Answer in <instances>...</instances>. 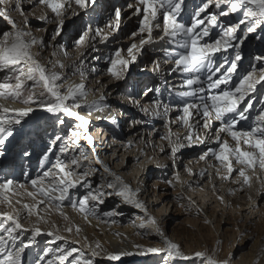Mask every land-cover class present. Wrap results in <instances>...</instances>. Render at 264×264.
Instances as JSON below:
<instances>
[{"label": "snow or ice", "instance_id": "obj_1", "mask_svg": "<svg viewBox=\"0 0 264 264\" xmlns=\"http://www.w3.org/2000/svg\"><path fill=\"white\" fill-rule=\"evenodd\" d=\"M25 2L33 4L34 7L42 6L51 12L54 19L49 18L47 14L40 15L38 18L43 23L56 24L53 39L61 34L65 21L70 15L79 14L75 10L76 8L86 10L96 4V0H0V6H3L0 7V18L10 26L9 31L0 33V72L6 73L3 81L0 82V145H3L5 140L13 135V126L21 124L22 120L34 111L33 105L38 104L44 111L56 115L60 124L64 123V120L60 118L61 114L79 121L78 128L83 131L72 132L73 143L78 146L79 137L83 136L88 145L93 146V139L88 134V121L74 109L85 105L89 116L93 112L102 113L104 107L101 102L105 98L101 96L100 101L87 104L89 93L84 84H69L67 88L64 87L66 78L55 70L57 67L63 69L62 63L48 68L33 55V47L42 49L46 46L45 41L37 40L31 32L25 31L12 18L13 13H18L23 18L25 27L28 25L27 12L22 6ZM183 3L184 0H133V3L128 4V8L134 9L132 15L140 18L138 33H132L134 40L137 35H139V39L138 42L131 43L126 49L130 59L122 56V50L115 51L114 58L109 61L111 66L107 69V73L115 79H121L123 70L127 69L130 63L136 61V53H139L145 45L154 42V29H160L159 40L174 44L176 48L182 50L173 53L167 48L164 49L165 56L175 65L174 70L186 74L184 85L189 90L182 91L179 95L181 97H197L198 93L205 92L206 81L208 90H219L217 94L207 98L199 96L202 101L200 104L185 102L184 115L180 119L184 125L191 129L193 125L189 122V118L192 116L190 109H196L204 117L202 124L204 128L210 127L211 119L220 121L221 124L215 137L218 151L209 149V153L220 162V168L224 169V174L221 175L220 168H217V174L222 180H232L243 186L251 187L252 176L248 174L249 171L253 175L257 168L264 172V109L255 116L252 125L247 130L239 129L237 124L239 121L249 119L246 113L252 107V104L248 103L241 108V102L245 100L248 93L257 90V85L264 87V83H262L264 82V64L253 65L235 84L232 83V75L236 73L238 62L242 60L239 46L244 43L248 33L264 27V0H214V6L220 11L218 14L208 17L207 24L211 28L219 27L221 29L218 38H210L211 28L204 26L205 20L201 18V14L213 5V0H206L202 4L193 14L190 25H186L180 20ZM222 5H227L228 10H224ZM241 12L243 18L239 23L232 26L220 24V16L227 17L230 13ZM120 23L121 9L116 8L114 21H110L105 27L115 32L119 30ZM241 24L246 26L243 38L237 35ZM97 36L101 37L103 41L109 39L108 34H105L101 29L93 30L89 27L75 43L77 46H83L86 39H95ZM205 38H210L211 42ZM230 48L235 49V55L227 67L214 62L216 53L227 52ZM224 59L227 61L228 57L225 56ZM254 59L257 62L264 61V56H256ZM154 70H159V62L155 64ZM208 101L211 102L210 105ZM12 104L22 106L10 107ZM155 107L158 110L161 107L160 103L156 102ZM167 111L168 108L165 105V115ZM229 114L232 115L229 116ZM237 117L239 120L236 119ZM113 123H115L114 120ZM220 133L226 135L222 137ZM56 139L59 140L60 137L57 136ZM162 139H168L169 144H173L171 131L167 137H162ZM185 139L189 143L194 140L204 143V139H201L199 135L193 137L191 131L186 134ZM179 146H172L173 157H175ZM60 151L64 153L65 149L61 148ZM209 153H205L200 159L204 160ZM91 156L94 158V163L103 169L105 174L101 178L102 182L99 187L95 189L87 177L97 172L98 169L89 168L82 174L84 177L82 180L75 170L76 167H81L79 158L75 156L70 162H65L57 156L50 169L43 171L34 179L26 177L30 179L31 191H28L23 184L14 187L16 182L11 179L0 182V207L8 209V211H0V264H21L25 250L32 247L36 236L41 235L39 223L49 222L45 216L41 215V206L48 212L54 210L67 221L69 218L64 213L62 205L65 201H70L73 211L81 214L85 221L94 218L99 222L97 205L103 204L104 198L112 194L120 197L125 204H130L145 213V221L135 227L142 230L151 228L161 239L162 247L141 248L138 255L153 254L165 259L166 262L192 260L193 256L186 255L180 245L168 239L159 229L157 221L147 215V206L138 199L139 189L133 190L120 176L113 173L109 166L100 160L94 146ZM80 157L84 160L89 159L83 149H80ZM43 160L48 161L49 156L45 155ZM236 165H239V168ZM212 166L215 167V165ZM234 172L235 176H233ZM203 174L201 173V175ZM176 179L179 180V177L177 176ZM167 183H171V181ZM78 185L86 187L88 192L82 199L71 201L70 189H74ZM16 188L24 189V192L21 193ZM213 191H215V186H213ZM19 196L28 197L32 203H22L21 199H13V197ZM217 199L224 203L223 196L217 195ZM116 215L118 213L115 211L103 213L105 217ZM33 216L36 217L38 223H32L30 228H26L25 223L29 222V218ZM53 229L46 235L54 237L55 240H63L64 237L57 234L59 228L53 225ZM29 231L33 233V237L25 243L20 237ZM65 231L71 233L73 228L67 226ZM75 231L79 234L81 229L77 226ZM138 234L146 235L148 233L145 231ZM114 235L119 236L118 233H114ZM89 247L92 248L91 256L85 257L83 253H80L78 258L73 256V253L77 251L75 248H60L59 255H56L54 249L49 248L39 256L37 264H42V262L43 264H66V262L73 264V261L75 264H94L95 258L101 255L103 249L99 242H96L94 247L92 244ZM134 247L140 248L139 245H134ZM132 254L131 252L105 253L104 259L120 261L122 256ZM49 256L51 258L45 260ZM70 257L73 258L72 261L69 260ZM194 257L199 259L201 264H230L229 260H219L215 254L209 255L205 252H196Z\"/></svg>", "mask_w": 264, "mask_h": 264}, {"label": "rangeland", "instance_id": "obj_2", "mask_svg": "<svg viewBox=\"0 0 264 264\" xmlns=\"http://www.w3.org/2000/svg\"><path fill=\"white\" fill-rule=\"evenodd\" d=\"M204 2H206V0H184V3L182 5V13L180 16L181 22L185 23L186 25H190L191 20L193 18V14L198 11V9L202 6ZM130 3H133V0H96V4L94 6L99 5L101 9L96 8L92 11L91 14H88L84 11L82 12V9L76 8L75 10L79 14L69 16V18L65 21V26L61 34L59 36H56L55 39H53V35L54 30L56 28V24L50 23V25L47 26V24L43 23L38 18L40 15L50 14L49 10L42 6L36 5L34 7L33 4L26 2L23 3L22 6L27 12V19L29 21L26 27L23 23V18L20 17L18 13H13L12 18L16 20L20 27L24 28L25 31L31 32L32 36H34L37 40L43 39L45 41L46 46L44 48L40 49L37 47H33L32 49L33 55L40 59L42 63H44L48 68H52L53 65H58L62 63L64 65L63 69L57 67L55 70L57 72H60L64 77L69 74V71L71 73L70 69L72 65L78 63L77 66L78 68L81 67V70H83V72L81 73H83V75H81V73L78 71L76 74H74V77L76 79H79L81 82L88 83L92 80H94L95 82L97 79L96 77L91 78V73L93 69L100 68L98 69L99 73L101 72V69H103V72H107V69L111 66L109 61L110 59L114 58V53L116 50H122V56L124 55L125 58L130 59V57H128L127 55L126 49L128 46H130L131 43L138 42L139 35H137L138 38H135L134 40L132 37V33H138L140 19L139 17L132 15L134 9L128 8V4ZM116 8L121 9V23L119 30L113 32L111 29L106 28L105 25L108 24L110 21H114ZM216 9L217 8L214 6L213 0V5L210 6L205 13L201 14V18L205 20L204 26H208L211 28V26L207 24V19L211 15L219 13ZM224 10H228L227 6L224 7ZM232 16L233 18H235L234 15ZM227 17H230V15ZM242 18V13H239V17L235 21L239 22ZM51 19H54V17L52 16ZM219 22L221 25H224L223 23H221V18H219ZM241 25L240 29L237 32V35L243 38L245 35L246 26L241 27ZM89 27H91L93 30H95V28L97 27L98 29H103L102 31L105 34H108L109 39L107 41H103L99 36L95 37V39H86V42L82 46V49L78 51L79 46L77 47L75 42L79 38V36L83 34V32L86 31ZM9 30L10 26L6 23V21L0 18V33ZM220 31L221 29L219 27L211 28L210 36H213V34L217 32L214 38H218ZM159 34L160 29H154V42L145 45L139 53H136V61L134 63H130L128 68L123 70L121 79H117V81L122 79L123 80L120 83L121 85L119 94L113 97L115 99H118V101L124 103L126 102L128 105H131V110L137 112V115L134 117V122L131 119H129L128 121H124L123 127L126 130L134 131V129L136 128L139 129V125L141 126V128L148 127L151 129V127L157 124L158 126L156 130L160 132V135L157 137L158 147L156 149L159 150L160 146L164 145L165 143V147L163 146V148L167 150L165 156H167V159L171 162L173 158L171 154L172 145L168 143V140L163 142L164 139H162V137H165V135L166 137L169 135V131H171V139L172 141H174V145H182L178 147L179 150L176 152L175 156H178L181 152H185L190 153V155H188L189 159H191V161H195L197 165L202 166L207 161V163L209 164L211 163V161L212 164H219V161L216 160V162H214L211 159V157L213 156L209 153V148L218 151V146L215 143V137L221 122L216 121L215 119H211L210 127L204 128L202 126L203 116L199 119H195L197 118L195 117L196 113L199 112H196V109H192V116L189 118V121L193 125V137L199 135L201 139H204V143H200L194 140L190 144L189 141L185 139V136L189 132L188 130L190 129L186 125H184L183 121L180 119V117L184 115L183 107L185 102H194L200 104L202 103V101H199V96L207 98L210 95L217 94L219 90H208L205 73V92L198 93L197 97H181L179 95L180 92L189 90L187 86L184 85L186 74L174 70L175 65L170 59L165 56L164 49L167 48L173 53L182 50L176 48L174 44L171 45L166 43L165 41L159 40ZM128 39L131 40L129 41ZM91 43L92 45L87 48ZM109 44L111 47L107 48V45ZM104 45L106 46L103 48V54L101 55L100 52H97L96 47H103ZM239 48L242 54V60L238 62L236 73L232 75L233 84L237 83L239 81V78L246 74L247 71H249L253 65L259 66L261 64H264V61L257 62L254 59L256 56H264V27L257 28L256 31L248 33L246 39H244V43L240 45ZM85 49L87 50L83 54V50ZM105 49L108 51V53H104ZM53 53H55V55H53ZM65 53H67V55H65ZM234 55V48H230L227 52H218L215 54L214 62L217 64H223L224 67H227L228 64L234 58ZM83 56L85 58H83ZM225 56L228 57L227 61H225L224 59ZM75 58L76 60L71 63L70 61ZM157 62H159V70H154L155 64ZM164 69L166 70L164 71ZM0 74H2L0 76L2 77L0 79V82H2L3 77L6 73L0 72ZM106 76H108V78L110 77L108 73H106ZM83 77L85 78L82 79ZM111 79L114 80L113 77H110L109 79L104 81V83L109 85V87L112 85L110 84V82H112ZM131 79H133L134 81L131 82ZM149 89H151L152 91H148ZM101 90L102 88H98L97 92H99L101 96H104L107 89H105V91L103 92ZM127 91H131L132 93H134V98H130L129 100L126 99V96L128 95ZM106 95L110 97L112 96V94L109 92L106 93ZM169 97L173 101H170L168 99ZM146 98L148 102L146 104H143V102L141 101L145 100ZM156 102H159L161 105L158 110L155 107ZM208 102L210 105L211 102ZM148 103L151 105V107L146 106L148 105ZM248 103L252 104V107L249 109L248 113H246V115L249 116V119L239 121V123L237 124V127L241 130H247L252 125L255 116L262 109H264V87L257 85V90L255 92L248 93L245 100L241 102L240 107L243 108ZM165 105L168 108L166 115L164 113ZM77 112H80L79 114L81 116H84L86 120L89 119L88 111H86L84 108H80V111L77 110ZM200 115L202 114L200 113ZM231 115L232 114H229V116ZM55 118L56 121H58L57 116ZM66 119L68 124L64 136L66 135L67 137H71L72 129L75 130V128H78L77 126L79 124V121H76L74 118L71 117H67ZM236 119L239 120L238 117ZM90 121L93 122L92 118H90ZM196 121L198 122L197 124H195ZM93 125V146L100 160H102L104 164L108 165L113 173L120 176L125 181V183L129 184L133 190L139 189L140 195L138 199L144 202L147 206V215L157 221L159 229L165 234L168 239L180 245L181 250L186 255L194 256V253L196 252H205L209 255L215 254V256L220 260H230L233 255L237 252L238 254L244 253L246 255L264 254V215L262 213H259V211H256L255 214L251 213V210L249 209L250 206H248V203H252L248 202L249 199L247 198L246 193H239V195H237L236 193H231L233 195L232 196L227 191L228 197L229 199H231L228 203H221L220 208H216V203L213 204L215 200L210 201L209 213H216V220L209 222L202 218V213H200L199 211L193 213L185 207V203L190 201L191 203H194L197 207L202 206V208H205L200 198H197V200H195L196 196L188 195L189 193L186 189V185L188 184V182L186 185H183L180 180L176 179L177 176L174 172L173 166L175 162L170 163L169 165H165L163 164L164 161L162 160L160 165H152L153 163L151 164L148 161L149 158L142 157L143 155H140L136 159V161H133V159L130 160L129 155L126 157L123 152L121 154L116 155L113 151L114 147L110 146L108 142V138L113 141V137L111 136V134L108 133L106 135H103L102 132L100 134L99 125H97L95 122H93ZM179 132H182L180 135L181 137L179 136L180 138L176 140L175 136ZM141 134L143 138L147 136V134ZM13 135L16 136L14 130ZM220 135L223 137L226 134L220 133ZM24 136L26 139L23 141L24 147L22 148L21 152L25 155L27 153L34 156L36 153L31 152V148H29L30 146L25 147L26 145L31 143L30 141H32V137L26 134H24ZM147 137H149V135ZM228 139L230 140V138ZM82 141L86 140L82 139ZM47 142L48 141L45 138L44 145L42 147L38 146V148L42 149V152H39V154L34 159H32L33 167H29L28 163H25L27 158L19 154L18 157L20 156L19 158H22V160L13 163L15 164L14 167L12 166L14 168V172L19 171V169L17 170V166H20L22 168V174L26 172L32 173L35 169V174L39 175L41 172L50 169L52 167V164H54L53 161L48 162L47 167H42L43 156L48 154V156L50 155V157H52L53 153H55V150L51 149L52 146L48 144L49 142ZM115 143H117V141H115ZM193 143L196 144L193 145ZM231 143L234 144V142ZM86 146L88 149V154L91 155L93 146H89L87 141ZM102 148H110V157H106L103 154ZM157 152L155 153V155L158 154ZM205 153H209V155L206 156L204 160H201L200 157ZM76 157L79 158L80 163L87 162L82 157H80L79 152L76 154ZM51 159L54 160L55 156H53ZM236 167L239 168V165H236ZM89 168L93 167L88 165L87 170L85 171H88ZM188 168L187 166L183 167L185 171ZM75 170L77 174L80 175V178L83 180L84 177L82 174L85 171H81V169L77 167L75 168ZM192 170H187L186 174L192 173ZM256 171L257 172H255V175H253L251 171H249L248 173L250 176H252L251 182L254 181L253 189L250 190L251 194L260 192V190L264 188V184H262V181H264V172H261L259 168H257ZM104 175L105 174L103 173V169H99L96 173L90 174L87 177V180L92 183L93 189L99 187L100 183L102 182L101 178ZM6 179H8V177ZM168 181H171V183H167ZM231 182L232 180L226 181L220 179L218 186L220 184L226 183V186L229 185V187H233L234 183L231 184ZM26 188L28 190L30 186L27 185ZM235 189H238V187L236 186V188H234L233 190ZM17 191L23 193L24 189H19ZM87 192L88 189L86 187L78 185L76 188L70 190V200L78 201L79 199H82L84 195L87 194ZM181 197H183V199H181ZM243 197L245 199L242 200ZM17 198L21 199L22 203L32 202L26 196L13 197L14 200ZM187 198H189V200ZM171 200L180 203L181 209L177 210L176 208H173V204L170 202ZM258 201L259 199L257 200V202ZM17 207H19V205H17ZM96 210L100 214L109 211L117 212L118 215L114 216L113 218H110L113 219L117 225L120 224L119 227H124L123 229H125L126 227H130L131 225L134 229L132 233V235L134 236V240L145 241L147 239H150L149 242L152 240L150 242L153 243L152 245L158 244L160 247L163 246L160 237L156 235V233L151 228L147 230H142L138 227H135V225H139L141 222L145 221V213L130 204H125L120 197H117L114 194L106 196L104 198V203L97 205ZM41 213L46 215V218L49 222L39 223L41 232L44 233V235H42L43 240H41V243L35 244L39 245L38 248H36L33 256L36 260L37 258H39L40 255L43 254L44 250L47 249V243L45 241L50 239L51 236L46 235V233L54 230L53 225L59 228V232L57 233L58 235H65L63 236L64 239L62 241H64V243L62 244H69L70 247L68 249L75 248L77 250L75 253H73L74 257L78 258L80 253H83L85 257L91 256L92 248L89 247L91 243L89 242L88 237H86L84 233H76L75 228L77 226L74 228L73 226H71V223H73V221L67 222L64 219H61L60 223L57 217V215L59 214H57L54 210L51 212L45 211L43 209V206H41ZM66 215L69 218V213H67ZM30 219H34V217L29 218V220ZM67 226H71L73 228V231L71 233L65 231V228ZM61 231L64 232L61 233ZM145 231H147L148 234H138ZM66 236H68L67 241H65ZM32 237L33 233L29 231L27 233V241L25 243H27L28 240ZM37 238H39V236L35 237V242H37ZM96 242H99L101 244L103 251L101 252L100 256L95 258L94 264H116L113 261H107L106 259H104V254L107 250L104 249V245L101 239L96 240ZM50 247L54 248L55 246L49 245L48 249ZM54 250L56 252V255H59V250ZM156 257L157 256L151 254L147 257L148 259L146 258V260H148L149 263H153V259H155ZM72 259V257L69 258L70 261H72ZM36 260L34 263L33 260H31V257L26 256L24 260H21V263L25 264V262L28 261L30 262V264H36ZM73 263L75 264L74 261ZM66 264H68V262H66Z\"/></svg>", "mask_w": 264, "mask_h": 264}, {"label": "bare ground", "instance_id": "obj_3", "mask_svg": "<svg viewBox=\"0 0 264 264\" xmlns=\"http://www.w3.org/2000/svg\"><path fill=\"white\" fill-rule=\"evenodd\" d=\"M226 6L227 5H222L221 7L224 8ZM96 8L101 9V7L99 5H97V6H94L92 8H88L86 10L82 9V12L84 11V12H87L88 14H91L92 11L95 10ZM216 10H217V12L220 11V9H216ZM49 13L50 14H48V16H49V18H51L52 17L51 12L49 11ZM232 15H234L235 18H233ZM238 17H239V13H230V17H221L220 16L219 18H221V23H223L224 25L232 26V25L239 23V22L235 21L236 19H238ZM45 24H47V26L50 25V23H45ZM100 24H102V23H100ZM242 26H245V25L242 24L241 27ZM93 27H94V25H93ZM95 29H98V27ZM217 32H218V30H217ZM217 32H215L213 34V36H210V38H214L215 35L217 34ZM137 38L138 37H136V39ZM210 38H205V39H209L211 42ZM91 45H92V43L87 48H89ZM105 46L106 45H104L103 47H99V46L96 47L97 52H100V54L102 55L103 54V48ZM110 47H111L110 44L107 45V48H110ZM81 49H82V46H79L78 51ZM231 49H233V48H231ZM86 50L87 49L83 50V54L86 52ZM104 53H108V51L105 49ZM83 58H85V57L83 56ZM75 60H76V58L72 59V61H70V62L72 63ZM77 64L72 65V67L70 69L71 73L69 71V74H71V75L68 74L65 77L66 78L65 85H64L65 88H67L69 84H73V85L84 84L86 90L89 93L88 98H87V104H89V105L93 101H100L101 95L99 92H97L98 88H102V90H101L102 92L105 91V89H107L106 93L109 92L112 94L111 97L106 95V93L103 96L105 99L101 102V105L104 107V111L102 113L93 112V114L91 116H89V119H88L89 121L87 120L88 121V134L89 135L91 134L90 135L91 137H92V134L94 136L93 122H95L97 125H99V128H100L99 133L100 134H101V132L103 133V135H106L109 133L113 137V141H111L110 138H108V142H109L110 146L114 147L113 151L115 152L116 155L121 154L123 152L126 157L129 155L130 160L133 159V161H136V159L140 155H143L142 157L149 158L148 161L151 164L153 163L152 165H160L162 160L164 161L163 164H165V165L166 164L169 165L170 163L175 162L173 166H174V172H175L176 176L179 177V180H180V182H182L183 185H186L188 182V184L186 185L187 192L189 193L188 195L196 196L195 200H197V198H200L201 202L205 206V208H202V206L197 207L194 203H190V201H189V202L185 203V207L188 210L192 211L193 213H196L197 211H199L200 213H202V218H204L205 220H207L209 222L216 220V213L215 214L209 213V211H210L209 202L215 200L213 202V204L216 203L217 204L216 208L217 207L220 208L221 202L217 199V195L223 196L224 202L228 203L229 200L231 199V198L229 199L228 193H230V194L236 193L237 195H239V193L240 194L246 193L247 198L249 199L248 202L252 203V204L248 203V206H250L249 209L251 210V213L255 214L256 211L257 212L259 211V213H262L264 215V188L262 190H260V192L251 194L250 190L253 189L254 181L251 182V187L243 186L242 184L236 183L234 181L231 182V184L234 183L233 187H229V185L226 186V183L220 184L218 186L219 180L221 178H220V175L217 174L216 169L220 168V163L219 164H212V161H211V163L209 164V163H207L208 161L206 160L207 162L205 164L203 163L204 165L200 166V165H197V163L195 161H191V159H189L188 155H190V153L181 152V153H179L178 156H175V157L172 156L173 157L172 162L169 161L167 159V156H165L167 153V150H165L163 148L165 143H164V145L160 146L159 150L156 149L158 147L157 137L160 135V132L158 130H156L157 126H158L157 124L154 125L153 127H151V129L148 127L141 128V126L139 125L138 126L139 129L136 128V129H134V131L126 130L123 127L124 121H128L129 119H131L134 122V117L137 115L136 111L131 110L132 109L131 105H128L126 102L124 103V102L118 101V99H115L113 97V96H115V95L117 96V94H119L120 85H121L120 83L123 79L118 80V81L115 78H114V80L111 79L112 82H110V84H112V85L109 87V85L104 83V81L109 79L111 76L108 78V76H106L107 72H103V69H101V72L99 73L98 69H100V68H98V69L95 68V71L92 70L91 78L96 77L97 78L96 81L94 82V80H92L88 83L87 82L84 83V82H81L79 79H76L74 77V74H76L78 71L80 73L83 72V70H81V67L78 68ZM84 70H86V69H84ZM165 70L166 69H164V71ZM1 75L2 74H0V76ZM1 78L2 77H0V79ZM84 78L85 77H83L82 79H84ZM132 81H134V80L131 79V82ZM173 83H174V81H173ZM170 91H172V90H170ZM127 93H128V95L127 96L125 95L127 97L126 99L129 100L130 98H134V93H132L131 91L130 92L127 91ZM256 94H258V93H256ZM168 99L170 101H173L170 97ZM194 101H196V100H194ZM199 101H200V99H199ZM141 102H143V104H146L148 102L147 98ZM69 103H71V101H69ZM21 106L22 105H20V104L10 105V107H17V108L21 107ZM146 106L151 107V105L149 103ZM33 108H34V111L28 117H25L22 120L21 124L13 126V130L15 131L16 136L12 135V136L8 137L5 140L4 144L0 145V156H3L2 160L0 158V182H3L8 177V179H11V180L16 182L14 187H16V185H20V184H23L25 186L29 185L30 188H28V191H31L32 188L30 185V179H27L26 177L34 179L38 175L35 174V172H34L35 169L32 173L26 172V173L22 174V172H21L22 168L20 166H17V170L19 169V171L14 172L13 167L15 164H13V163H16V162H19V160H22V158H19L20 156L18 157L19 154H21L25 158H27L25 163H28L29 167L32 166V159H34L39 154V152H42V149L38 148V146L42 147L44 145L45 138L49 142V143L48 142L47 143L52 146L51 149L55 150V153H53V155H52V157L55 156V159L52 160L51 159L52 157H50V155H49L48 161H44L42 159V163H43L42 167L43 166L47 167L48 162L53 161L55 163L57 156H59L65 162H70L72 157H74V156L76 157V154L78 152L80 153V149H83V151L86 154H88L86 141H82V139H84L83 136L79 137L78 146H77V144L73 143L72 136L71 137H67L66 135L64 136L66 129H67L66 127L68 124L67 119H66L67 116H63V114L60 115V118L64 120V123L60 124L58 121H56V118H55L56 115L44 111L38 104L33 105ZM82 108H84L86 111H88L87 106L82 105L81 109ZM75 110L80 111V108L75 109ZM118 112H119V114L122 115L119 118L116 117ZM190 112L192 113V109H190ZM196 112H197V110H196ZM195 117H197L195 119H199L200 117H202V115H200V112H199V113H196ZM90 118H92L93 122L90 121ZM126 118H127V120H126ZM193 118H194V116H193ZM202 118H203L202 120H204V117H202ZM117 119L119 120V122L116 121ZM113 120L115 121V123H113ZM135 121H136V119H135ZM193 121H195V120H193ZM197 123L198 122L196 121L195 124H197ZM117 124H119V125H117ZM168 128H167V130H168ZM174 128H176V127H174ZM139 130H141V131H139ZM74 131H81L82 132L83 129H79V128H75V130L72 129V132H74ZM97 131H98V129H97ZM188 131H191L192 133L194 132L193 128H191ZM141 133L147 134V136L149 135V137L145 136V138H143ZM181 133L179 132L175 136L176 140L181 137L180 136ZM24 134L32 137V141H30L31 143L26 145L25 147L30 146L29 148H31V152L36 153L34 156H32L31 154L25 155V154H22V152H21L22 148L24 147L23 141L26 139ZM57 136L60 137L59 140L56 139ZM165 137H166V135H165ZM42 138H43V140H42ZM202 138H203V136H202ZM167 140L168 139H164V141L163 140L162 141L165 142ZM115 141H117V143H115ZM108 142H107V144H108ZM210 142H212V141H210ZM194 144H196V143H193V145ZM168 146H169V144H168ZM172 146H175L174 141H173ZM61 148L65 149L64 153H62L60 151ZM109 151H110V148L109 149L102 148V152L106 157H110L111 153ZM157 151H159V152H157ZM156 152L158 153L157 155H155ZM14 155H15V157H14ZM88 156H89V159L86 160L87 162L86 163H84V162L80 163L81 167H77V168L81 169V171L82 170L85 171V170H87V166L89 165V166H91L93 168H97L99 170L100 169L99 166L94 163V158L89 154H88ZM163 156H165V157H163ZM24 157H23V159H24ZM211 159L214 162H216L215 158L213 159V157H211ZM190 164H192V165H190ZM212 165H215V167H213ZM184 166H187V168L189 167L187 170L193 169L194 171L192 170V173L186 174L187 170L185 171L183 169ZM195 168H197V169H195ZM195 170H197V171H195ZM167 171H168V169H167ZM6 173H8V174H6ZM201 173H204V174L201 175ZM4 174H6V175H4ZM220 174L221 175L224 174L223 168H220ZM234 175H235V172L233 173V176ZM179 184H181V183H179ZM213 186H215V191H213ZM236 186L238 187V189L233 190L234 188H236ZM201 189H203V191H201ZM16 190H19V188H16ZM227 191H228V193H227ZM155 194H156V192H155ZM187 199L189 200V198H187ZM243 199H245V198L243 197L242 200ZM258 199H259V201L257 202ZM170 202L173 204V208H176L177 210L181 209V204L178 203L177 201L171 200ZM29 203H32V202H29ZM62 207H63L64 213H66V214L69 213V219L67 220V222L73 221V223H71V226H73V228L78 226L81 229L80 234L84 233L85 236L88 237V240L92 244L93 247L96 243V240L101 239V241L104 245V249L107 250L106 253H119V252H131V253H133L130 256H127V255L122 256L120 261H113L116 264H201V261L199 259L195 258L194 256H193V259L189 260V261L176 260V261H172V262H166L165 259L161 258L160 256H157L155 259H153V263L152 262L149 263L148 260H146V258L148 256H150L151 254L138 255L137 253L141 250V248L160 247V246L158 244L152 245L153 243H150L152 240L149 242L150 239H147L145 241L134 240L133 239L134 236L132 235L134 229L131 225H130V227H126L125 229H123L124 227L123 228L119 227L120 224L117 225L113 219H111L110 217H105V216H103V214H100L98 212H97V214L100 217L99 222L94 218L90 219V221H85L82 218L81 214H79L76 211H73L71 204H70V201H65L64 205H62ZM0 211H8V209L4 208V207H0ZM41 215L46 217V215H44L42 213H41ZM33 217H34V219H30L29 222H27L25 224L26 228H30L32 223H38L36 221V217L35 216H33ZM57 217L59 219L58 221L61 223V219H63V218L60 215H57ZM63 232L64 231H61V233H63ZM27 233L28 232H25L20 237L21 239L24 240V242L27 241L26 240ZM114 233H118L119 236L114 235ZM42 235H44V233L41 232V235H39V238H37V240H36L37 242H35L31 248H28L25 250V253L22 255L21 260H24V258L26 256H29V257H31V260H33V262L35 263L36 259L33 256H34V252H35L36 248H38V246H39V245H35V244L41 243V240H43ZM63 236H65V235H63ZM67 240H68V236H66L65 241H67ZM45 242L47 243V249H48L49 245H51V246L54 245L55 246L54 248H52V247H50V248L56 249V250H59L60 248H67L68 249L70 247L69 244L63 245L62 243H64V241L55 240L54 237H50V239L46 240ZM134 245H139L140 248L134 247ZM189 256H192V255H189ZM50 258H51V256L46 257L45 260L50 259ZM37 260H38V258H37ZM37 260H36V264H37ZM229 261H230V264H264V254L246 255L244 253L238 254V252H237L233 255V257ZM21 264H23V263H21ZM25 264H30V262L27 261V262H25ZM42 264H43V262H42Z\"/></svg>", "mask_w": 264, "mask_h": 264}]
</instances>
